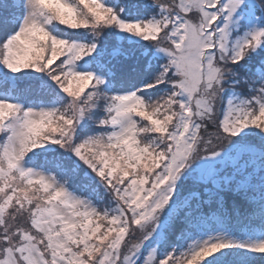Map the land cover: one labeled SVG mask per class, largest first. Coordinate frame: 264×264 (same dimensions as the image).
I'll use <instances>...</instances> for the list:
<instances>
[{"label":"snow or ice","instance_id":"snow-or-ice-1","mask_svg":"<svg viewBox=\"0 0 264 264\" xmlns=\"http://www.w3.org/2000/svg\"><path fill=\"white\" fill-rule=\"evenodd\" d=\"M0 264H264V0H0Z\"/></svg>","mask_w":264,"mask_h":264},{"label":"rangeland","instance_id":"rangeland-1","mask_svg":"<svg viewBox=\"0 0 264 264\" xmlns=\"http://www.w3.org/2000/svg\"><path fill=\"white\" fill-rule=\"evenodd\" d=\"M73 87H75V85H73Z\"/></svg>","mask_w":264,"mask_h":264}]
</instances>
